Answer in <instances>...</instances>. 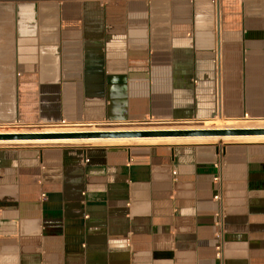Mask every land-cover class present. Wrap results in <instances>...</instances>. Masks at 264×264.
Instances as JSON below:
<instances>
[{
	"label": "crops",
	"instance_id": "crops-1",
	"mask_svg": "<svg viewBox=\"0 0 264 264\" xmlns=\"http://www.w3.org/2000/svg\"><path fill=\"white\" fill-rule=\"evenodd\" d=\"M211 114L264 121V0H0L1 133ZM0 264H264V142L0 146Z\"/></svg>",
	"mask_w": 264,
	"mask_h": 264
},
{
	"label": "bare ground",
	"instance_id": "bare-ground-1",
	"mask_svg": "<svg viewBox=\"0 0 264 264\" xmlns=\"http://www.w3.org/2000/svg\"><path fill=\"white\" fill-rule=\"evenodd\" d=\"M250 121V120H249ZM248 121V122H249ZM255 121V120H254ZM246 122V121H245ZM257 122V121H256ZM232 123L227 121L225 124L220 120L213 119L207 120L202 123V126H190V127H174L169 128V130L173 129H226V128H234V129H257L264 128L259 125H247L246 124H238L233 125ZM236 123V122H235ZM237 124V123H236ZM256 124V123H255ZM259 124V123H257ZM263 124V123H262ZM93 127V126H92ZM88 128V129H73L64 130V129H44L36 132H45V133H67V132H100L96 130V128ZM157 131L164 130V126H162ZM115 130V129H114ZM114 130H105V131H114ZM118 131V130H117ZM154 131V130H150ZM118 132H126V131H118ZM19 133V132H18ZM30 133V132H28ZM11 134H17L11 133ZM218 141H237V142H264V136H241V137H131V138H94V139H59V140H33V141H0V145H98V146H122V145H146V146H155V145H183V144H206V143H215Z\"/></svg>",
	"mask_w": 264,
	"mask_h": 264
},
{
	"label": "water",
	"instance_id": "water-1",
	"mask_svg": "<svg viewBox=\"0 0 264 264\" xmlns=\"http://www.w3.org/2000/svg\"><path fill=\"white\" fill-rule=\"evenodd\" d=\"M216 114L203 118L196 116L197 121L173 122L172 125H183L181 127L201 126L206 120H212ZM148 123H125L97 125L100 128H116L124 126H147ZM67 127V126H60ZM54 127V128H60ZM69 127V126H68ZM73 127H91V126H70ZM241 136H264V128L257 129H173V130H142V131H100V132H67V133H45L30 132L17 134H0V141H33V140H59V139H94V138H131V137H241Z\"/></svg>",
	"mask_w": 264,
	"mask_h": 264
},
{
	"label": "rangeland",
	"instance_id": "rangeland-1",
	"mask_svg": "<svg viewBox=\"0 0 264 264\" xmlns=\"http://www.w3.org/2000/svg\"><path fill=\"white\" fill-rule=\"evenodd\" d=\"M217 119V118H216ZM213 120V119H212ZM217 120H219V119H217ZM207 121V120H206ZM246 121V122H245ZM249 120H247V119H245V120H240V121H236V123L234 122V123H232L233 125H238V124H246L247 123V125H261V126H263L264 125V121H249ZM173 122H179V121H171V120H156V119H154V120H147V121H145V123H148V125L147 126H129V127H127V126H124V127H116V128H109V127H106V128H100V127H95V126H91L92 128H96V130H98V131H105V130H114V131H142V130H148V131H150V130H157V129H159V127H157V126H160V128L162 127V126H164V130H169V128H174V127H181V126H183V125H172V124H175V123H173ZM205 122V121H204ZM221 122H223L224 124H225V122L224 121H221ZM256 123V124H255ZM257 123H259V124H257ZM263 123V124H262ZM202 126V125H201ZM91 127H71V130H73V129H88V128H91ZM61 129H64V130H66V129H68V130H70V126L69 127H60ZM60 128H57V129H60ZM51 129H56V128H51ZM20 131H17V129H13V131H12V133H28V132H36V131H39L40 129H32V130H26V129H19ZM161 130V129H160ZM7 133H11V132H5V133H1L0 132V134H7ZM229 141H218V142H215L216 144H225V143H228ZM230 142H232V141H230ZM233 142H237V141H233ZM206 144H211V143H206ZM136 145H138V144H136ZM139 145H141V144H139ZM187 145H196V144H187ZM0 146H8V147H15V146H32V145H0ZM74 146H81V145H74ZM83 146V145H82ZM86 146H96V145H86ZM98 146V145H97ZM125 146H134V145H122V146H105V147H125ZM169 146H180V145H169ZM98 147H103V146H98Z\"/></svg>",
	"mask_w": 264,
	"mask_h": 264
},
{
	"label": "built area",
	"instance_id": "built-area-1",
	"mask_svg": "<svg viewBox=\"0 0 264 264\" xmlns=\"http://www.w3.org/2000/svg\"><path fill=\"white\" fill-rule=\"evenodd\" d=\"M217 180V179H216ZM44 197V196H43ZM215 199H217V197H215Z\"/></svg>",
	"mask_w": 264,
	"mask_h": 264
}]
</instances>
